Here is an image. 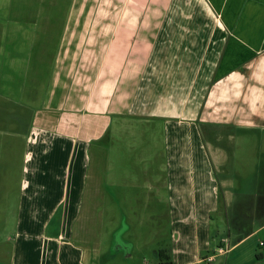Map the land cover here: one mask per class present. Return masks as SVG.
Instances as JSON below:
<instances>
[{
    "label": "crops",
    "instance_id": "1",
    "mask_svg": "<svg viewBox=\"0 0 264 264\" xmlns=\"http://www.w3.org/2000/svg\"><path fill=\"white\" fill-rule=\"evenodd\" d=\"M0 132V264H264V0H0Z\"/></svg>",
    "mask_w": 264,
    "mask_h": 264
},
{
    "label": "rangeland",
    "instance_id": "2",
    "mask_svg": "<svg viewBox=\"0 0 264 264\" xmlns=\"http://www.w3.org/2000/svg\"><path fill=\"white\" fill-rule=\"evenodd\" d=\"M28 27L29 26L23 27L20 25H17V26L15 25V32L17 33V29H19L20 31H23L24 32L23 34H28L26 32L27 29H30L31 32H34L35 26H31L29 28ZM48 28H49V25H46V29H48ZM3 137H4L3 132H0V139ZM0 149H1V147H0ZM5 155L6 154L4 152L1 153V156H0L1 162H5V157H6ZM157 165H158V163L155 162L154 163V173L157 171ZM73 171H74V169L72 170V173H73ZM70 175L72 176L71 172H70ZM1 190H2V188H0V195H3L4 192H2ZM137 191H138V188H132V189H130V192L128 191L126 193V190L124 188H122L120 190H117L115 194L114 193L110 194L109 200H111L110 204H111L112 210L115 211V209H117L118 213H120V214H122V213L129 214L135 208L137 209L138 205L141 203L140 200H137V201L133 200V194L137 193ZM114 196H115V200H114ZM118 207H119V209H118ZM5 209H7V207ZM5 209L0 208V210H5ZM120 219H121V221L123 220V222H125V223L121 224L117 231L124 229L125 226L127 227L128 222H129V225H132L130 233L124 232L123 234L122 233L120 234V240H123V237H124L127 240H129V242L131 244H134L136 246H137V244L139 245V243L145 242L147 240H151V238H150L151 234L145 232L147 227L140 225L138 218H137V221H136V218L131 217V216L130 217L129 216H127V217L123 216ZM218 219L219 218H216V220L214 222L215 223L214 226L220 225V221H218ZM135 221H136V224L134 225ZM215 228L217 229V227H215ZM165 229H166V227L164 226L163 230H165ZM221 230H222V227H221ZM115 234L111 233V237L108 236V240L110 241L113 238V235H115ZM165 235H166V233H164V232H163V234H160V236H163V237H165ZM154 238H155V234H154ZM115 239H116V235L114 236V241H115ZM111 250L113 251V245L110 246V249H108L107 247L105 248L104 254H106L105 259H107V262L105 264H140L141 263L142 256H139L137 254V252H133L132 256H127L125 251L122 253H117L114 255L111 253ZM144 253L150 262L155 263L156 257L151 251L145 249Z\"/></svg>",
    "mask_w": 264,
    "mask_h": 264
},
{
    "label": "trees",
    "instance_id": "3",
    "mask_svg": "<svg viewBox=\"0 0 264 264\" xmlns=\"http://www.w3.org/2000/svg\"><path fill=\"white\" fill-rule=\"evenodd\" d=\"M158 264H173V260L169 250L167 248H162L158 250Z\"/></svg>",
    "mask_w": 264,
    "mask_h": 264
},
{
    "label": "built area",
    "instance_id": "4",
    "mask_svg": "<svg viewBox=\"0 0 264 264\" xmlns=\"http://www.w3.org/2000/svg\"><path fill=\"white\" fill-rule=\"evenodd\" d=\"M217 254H225L230 251V240L229 238L225 237L222 240V245L218 246L217 249Z\"/></svg>",
    "mask_w": 264,
    "mask_h": 264
},
{
    "label": "water",
    "instance_id": "5",
    "mask_svg": "<svg viewBox=\"0 0 264 264\" xmlns=\"http://www.w3.org/2000/svg\"><path fill=\"white\" fill-rule=\"evenodd\" d=\"M122 230L117 231L116 235V239H115V243H119L120 242V234H121Z\"/></svg>",
    "mask_w": 264,
    "mask_h": 264
}]
</instances>
